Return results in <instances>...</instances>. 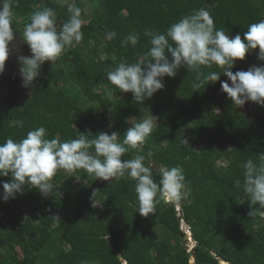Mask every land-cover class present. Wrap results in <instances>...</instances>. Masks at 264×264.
Wrapping results in <instances>:
<instances>
[{"label":"trees","instance_id":"16d2710c","mask_svg":"<svg viewBox=\"0 0 264 264\" xmlns=\"http://www.w3.org/2000/svg\"><path fill=\"white\" fill-rule=\"evenodd\" d=\"M88 1L93 10L89 15L82 11L86 23L81 42L57 61H45L27 90L5 87L6 71L13 67L5 62L0 143L8 137L21 139L38 126L46 128L49 139L113 131L123 137L131 127L128 118L138 122L152 114L158 126L144 145L129 149L122 159L144 155L157 181L161 166H181L190 194L178 205L162 202L145 217L138 212L130 177L109 182L84 170H60L51 196L25 184L15 198L0 199V264H191L192 259L194 264H264V208H251L242 167L249 159L259 164L264 155V106L251 102V114L241 111L221 89V81L231 86L223 74L217 82L193 89L195 73L186 67L174 77H163L164 87L143 104L107 81V72L122 60L136 62L148 51L145 30L163 33L193 9L208 8L217 29L243 38L249 24L264 19V0ZM42 7L56 11L58 27L70 15L56 0H13L14 36L20 38L24 28L17 21L28 23L29 14ZM111 31L116 36L108 40ZM136 33L135 45L123 43ZM258 51L237 60L233 73L264 64L257 60ZM203 71L221 69L213 65ZM13 118L23 120V128L10 127ZM11 179L9 173L0 182ZM236 180L241 181L239 188ZM3 191L0 183V196ZM182 221L190 227L194 250L183 243Z\"/></svg>","mask_w":264,"mask_h":264},{"label":"clouds","instance_id":"9594fccd","mask_svg":"<svg viewBox=\"0 0 264 264\" xmlns=\"http://www.w3.org/2000/svg\"><path fill=\"white\" fill-rule=\"evenodd\" d=\"M56 3L61 7L67 6L70 14L61 26H57L56 11L51 7L31 12L29 22L24 25L21 37L29 46L31 55H20L17 59L25 88L31 87L40 76L45 61H57L66 49L83 39L81 29L86 23L82 19L83 10L74 0H56ZM12 4L13 0H0V74L4 72L10 54L9 45L14 41V33H17L13 27L15 13ZM144 35L150 37V47L144 56L133 63L122 60L107 72V81L120 92L132 93L135 102L143 104L146 99H151L164 87L163 77H174L181 67H186L189 72L195 73L193 89L215 83L223 74L231 81V86L221 81V89L237 107L244 106L248 101L264 106V64L251 66L247 71H232L237 60L243 61L246 54L257 48V60L264 61V19L249 24L243 38L240 34L230 37L223 28L215 27L208 8H200L182 16L163 33L145 30ZM115 36V31L107 33L108 40ZM138 38L139 33L129 34L123 43L135 45ZM213 65L221 71H203V68L211 69ZM112 94L111 90H107V95ZM157 120L158 117L152 114L142 116L138 122L135 117H130L128 122L131 127L123 137L113 131L97 135L79 133L76 138L65 140L59 136L49 139L46 128L38 126L21 139L6 138L0 143V177L10 173L12 179L0 182L4 190L0 199L8 201L15 198L25 184L38 189L45 197L51 196L56 189L53 178L58 171L74 173L84 170L95 179L109 182L113 179L119 181L125 176L133 179L138 212L142 216L154 214L162 202L179 204L190 194L181 166H161L157 181L152 162L149 160L146 163L144 155L122 159L129 149L145 144L158 126ZM9 126L23 128L24 122L13 118ZM152 155L147 153L148 157ZM242 167L243 191L249 197L251 208L257 204L264 208V155H260L259 164L249 159ZM235 185L239 188L241 181L236 180ZM249 215L253 216L254 212L251 210ZM181 231L191 238L190 232ZM192 261L191 264H194V259Z\"/></svg>","mask_w":264,"mask_h":264},{"label":"rangeland","instance_id":"374dc122","mask_svg":"<svg viewBox=\"0 0 264 264\" xmlns=\"http://www.w3.org/2000/svg\"><path fill=\"white\" fill-rule=\"evenodd\" d=\"M74 2L79 4L81 6V8L83 9V11L87 15H89L92 12V10H93V6L88 0H74ZM17 22L22 25L21 27H24V25L27 23V22L25 23L23 20H18ZM24 44L25 43L23 42L22 38L20 37L19 43L11 42L10 43L11 46L9 45L10 52H12L11 51L12 49L16 51L15 48H19L20 51H21V53L18 52L17 56L13 55V53L9 54V58L7 59V62H13V67H11V69L6 71L7 76L3 80L5 87L8 88L9 90L15 89V88H18L19 90L20 89H26V90L28 89V88H25V87L22 86V81H18L19 80L20 64L18 63L17 57L20 56V55H24V56H30L31 55V51L29 49H24L23 48ZM11 74L18 75V77L14 78ZM240 109H241V111L245 112V114H251L252 113L251 101L246 102L244 106L240 107ZM219 165H224V164L220 163ZM175 205H178V204H175ZM177 211L179 212V215L181 216L180 209H178ZM181 229L184 230V231L190 232V234H191L190 227L186 224L185 221H182ZM184 242H185L184 243L185 247L189 248V250L193 249L195 244H196L192 237L189 238L187 241H184ZM192 260H191V263L193 262Z\"/></svg>","mask_w":264,"mask_h":264},{"label":"flooded vegetation","instance_id":"af4514ba","mask_svg":"<svg viewBox=\"0 0 264 264\" xmlns=\"http://www.w3.org/2000/svg\"><path fill=\"white\" fill-rule=\"evenodd\" d=\"M15 38H14V41H13V43H19V40H20V38L18 37V36H14ZM11 46V45H10ZM23 48L24 49H29L28 47H25V45H23ZM16 49V51L17 52H20L21 53V51H20V49L19 48H15ZM30 50V49H29Z\"/></svg>","mask_w":264,"mask_h":264},{"label":"water","instance_id":"95a60500","mask_svg":"<svg viewBox=\"0 0 264 264\" xmlns=\"http://www.w3.org/2000/svg\"><path fill=\"white\" fill-rule=\"evenodd\" d=\"M182 237L184 238V241H187L190 238V235H188L187 233L182 232ZM191 237H192V233H191ZM184 241H183V243H185Z\"/></svg>","mask_w":264,"mask_h":264},{"label":"bare ground","instance_id":"6f19581e","mask_svg":"<svg viewBox=\"0 0 264 264\" xmlns=\"http://www.w3.org/2000/svg\"><path fill=\"white\" fill-rule=\"evenodd\" d=\"M191 240V239H190ZM192 241V240H191ZM193 243V242H192ZM224 264V263H223Z\"/></svg>","mask_w":264,"mask_h":264}]
</instances>
